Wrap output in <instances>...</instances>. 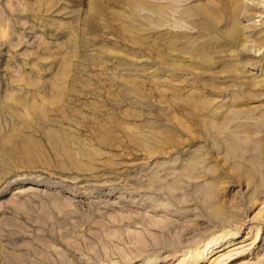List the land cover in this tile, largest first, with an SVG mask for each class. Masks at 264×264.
Segmentation results:
<instances>
[{"label":"rangeland","instance_id":"374dc122","mask_svg":"<svg viewBox=\"0 0 264 264\" xmlns=\"http://www.w3.org/2000/svg\"><path fill=\"white\" fill-rule=\"evenodd\" d=\"M253 2L0 0V264H264Z\"/></svg>","mask_w":264,"mask_h":264},{"label":"bare ground","instance_id":"6f19581e","mask_svg":"<svg viewBox=\"0 0 264 264\" xmlns=\"http://www.w3.org/2000/svg\"><path fill=\"white\" fill-rule=\"evenodd\" d=\"M258 3H250V5L252 6H256V7H261L262 9L264 8V0H257ZM208 8L202 7V11H208ZM259 149L261 150V152L264 151V144L259 146Z\"/></svg>","mask_w":264,"mask_h":264}]
</instances>
